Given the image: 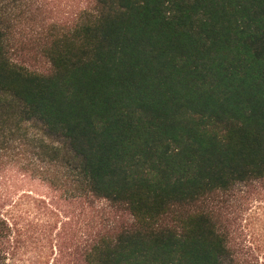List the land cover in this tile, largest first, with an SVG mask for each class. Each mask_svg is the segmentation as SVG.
I'll list each match as a JSON object with an SVG mask.
<instances>
[{"label":"trees","instance_id":"1","mask_svg":"<svg viewBox=\"0 0 264 264\" xmlns=\"http://www.w3.org/2000/svg\"><path fill=\"white\" fill-rule=\"evenodd\" d=\"M10 36L0 264L35 233L51 264H259L213 202L264 179V0H88L41 67Z\"/></svg>","mask_w":264,"mask_h":264},{"label":"rangeland","instance_id":"2","mask_svg":"<svg viewBox=\"0 0 264 264\" xmlns=\"http://www.w3.org/2000/svg\"><path fill=\"white\" fill-rule=\"evenodd\" d=\"M87 4L88 0H10L0 3V17L9 24L15 59L41 67L43 60L30 58L37 51L33 47L34 40L54 26L61 28L72 23ZM213 204L224 232L228 219L233 242L238 247L244 246L243 252H247L244 257L256 258L257 263L264 264V179L236 184L228 193L216 196ZM41 236V233H35L31 239L28 234L20 237L22 241L14 243L5 264H51L55 252L51 249L52 242Z\"/></svg>","mask_w":264,"mask_h":264}]
</instances>
